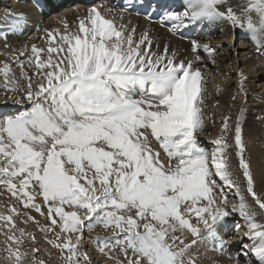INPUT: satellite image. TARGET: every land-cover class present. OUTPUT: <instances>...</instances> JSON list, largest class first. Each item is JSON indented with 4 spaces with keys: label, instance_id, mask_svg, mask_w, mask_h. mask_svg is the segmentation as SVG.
<instances>
[{
    "label": "snow or ice",
    "instance_id": "snow-or-ice-1",
    "mask_svg": "<svg viewBox=\"0 0 264 264\" xmlns=\"http://www.w3.org/2000/svg\"><path fill=\"white\" fill-rule=\"evenodd\" d=\"M134 6L93 5L71 29L61 20L64 31L45 29L49 46L33 44L26 61L28 46L11 49L7 39L24 15L15 16L14 28L0 26L5 55L21 69L17 75L8 59L0 66V103L19 106L0 115V195H9L0 211L4 264H46L36 236L17 223H39L33 210L50 222L41 229L63 264H92L84 235L97 226L109 233L94 239L111 264H197L201 240L224 251L220 230L234 215L251 243L230 259L264 264V193L246 155V108L223 115L205 148L201 134L216 127L208 78L168 45L152 51L147 30L137 37L138 26L125 19ZM157 11L174 32L227 22L264 49V0H184L182 10L154 5L146 15ZM191 47L216 63V46L192 40ZM238 75L247 95V77ZM257 118L264 123V115Z\"/></svg>",
    "mask_w": 264,
    "mask_h": 264
},
{
    "label": "bare ground",
    "instance_id": "bare-ground-1",
    "mask_svg": "<svg viewBox=\"0 0 264 264\" xmlns=\"http://www.w3.org/2000/svg\"><path fill=\"white\" fill-rule=\"evenodd\" d=\"M127 0H0V26L11 25L15 27V16L23 14L25 19L19 29L7 36L11 49L21 48L27 45L25 54L20 57L26 61L33 44L38 47L49 46L48 39L45 35V29H60L64 31L61 20H66L69 28H75L78 24V18L87 14V9L93 5H106L113 8H120ZM143 4L148 7L152 6L153 0H142ZM179 5L171 8L182 10L184 0ZM240 2V0H236ZM63 5V6H62ZM54 11V12H53ZM131 23L137 25V37L147 30L152 39V51L162 52L165 45L169 46V50L177 51L178 58L193 60L195 66L201 67L204 75L208 78V111L216 113L214 119L216 127L211 124L205 133L201 134V143L211 149L212 145L209 141L219 133V123L221 117L227 112L237 113L241 107L246 108V120L244 124V137L246 141V155L250 159L251 168L256 181V190L264 193V123L257 117L264 115V55L261 54L264 49L257 50L254 42L250 39L246 30L234 29L227 22H217L214 24L195 25L183 28L179 32H174L169 24H160L159 19L149 20L148 18L137 15L134 11L129 10ZM120 23L119 18L116 21ZM197 40L199 43H208L216 46V55L214 59L216 63L213 65L207 58V54L203 50L193 52L191 41ZM55 46V45H53ZM145 46H141L143 49ZM6 49L4 41L0 40V66L5 59L12 64L13 70L19 75L21 69L15 61L5 55ZM200 55L204 58L203 63L196 62L195 57ZM243 71L246 80L247 95L240 93L239 89V72ZM0 92H3L0 89ZM235 96V99H233ZM6 96L0 95V101H4ZM219 100V105H215ZM215 105V107H214ZM19 110V106L13 104L12 101L0 103V115L10 114ZM155 143V142H154ZM237 157L233 153V164L235 165ZM218 179V178H217ZM218 183H221L218 179ZM243 178L241 177V187L244 188ZM230 199L232 192L228 190ZM251 202V197H248ZM9 200V195L4 193L0 195V211H4L3 205ZM12 202L15 199L12 198ZM23 211V206L16 204ZM39 223L29 220L27 225L23 223L24 217L17 220V223L26 227V230L32 232L36 236L33 246L40 249L39 258L44 259L46 264H63L61 255L58 250L48 244L46 235L51 236L41 229V226L50 223L45 217L40 216L34 210L31 212ZM264 222V218H261ZM241 225L237 231L235 225ZM234 227L232 230L231 228ZM226 229L230 231L225 235V230L221 229L220 234L228 241V245L221 252L218 247V241L212 239H204L197 243L194 248V255L197 258V264H235L233 259L237 252L240 251L242 244H249L251 241L244 235L247 228L244 221L239 215H234L228 222ZM227 231V232H228ZM109 233L102 227L97 226L95 231L85 232L84 249L89 253L92 264H111L105 256L98 252L97 241L95 236L108 235ZM4 237L0 233V241ZM2 247V245H0ZM243 264V257H240ZM0 264H4L2 254H0Z\"/></svg>",
    "mask_w": 264,
    "mask_h": 264
},
{
    "label": "rangeland",
    "instance_id": "rangeland-1",
    "mask_svg": "<svg viewBox=\"0 0 264 264\" xmlns=\"http://www.w3.org/2000/svg\"><path fill=\"white\" fill-rule=\"evenodd\" d=\"M63 6V5H62ZM54 12V11H53ZM230 227V226H229ZM231 228V227H230ZM232 230L234 229V227L233 228H231ZM226 232H225V235L226 234H228L230 231H228V229H224ZM228 231V232H227ZM221 233V232H220ZM222 235V234H221ZM223 236V235H222Z\"/></svg>",
    "mask_w": 264,
    "mask_h": 264
}]
</instances>
